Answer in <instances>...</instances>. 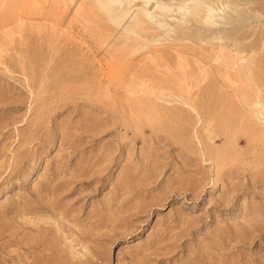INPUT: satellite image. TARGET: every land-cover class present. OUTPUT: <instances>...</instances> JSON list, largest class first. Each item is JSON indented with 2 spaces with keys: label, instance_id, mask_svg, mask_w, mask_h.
<instances>
[{
  "label": "rangeland",
  "instance_id": "obj_1",
  "mask_svg": "<svg viewBox=\"0 0 264 264\" xmlns=\"http://www.w3.org/2000/svg\"><path fill=\"white\" fill-rule=\"evenodd\" d=\"M215 3L0 0V264H264V0Z\"/></svg>",
  "mask_w": 264,
  "mask_h": 264
},
{
  "label": "bare ground",
  "instance_id": "obj_2",
  "mask_svg": "<svg viewBox=\"0 0 264 264\" xmlns=\"http://www.w3.org/2000/svg\"><path fill=\"white\" fill-rule=\"evenodd\" d=\"M86 3V0H80ZM105 5L100 14L107 15L110 21L116 20L121 26L130 21L138 20L141 14L157 21H161V15L172 12L171 20L180 22L183 29L186 25L184 15L195 17L197 22H207L208 26H214L222 31L228 23L227 14L215 6V2L224 3V0H99ZM114 6H118L115 9ZM243 12V11H241ZM87 17V16H86ZM174 17V18H173ZM181 17V18H180ZM193 20V19H192ZM93 21V20H92ZM190 24V23H189ZM192 26V25H191ZM194 26V25H193ZM196 27V26H195ZM169 32V27L164 28ZM189 33V32H188ZM221 42V41H220ZM246 98V97H245ZM260 113V112H259ZM261 115V114H260ZM262 121V120H261Z\"/></svg>",
  "mask_w": 264,
  "mask_h": 264
}]
</instances>
